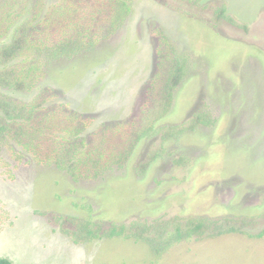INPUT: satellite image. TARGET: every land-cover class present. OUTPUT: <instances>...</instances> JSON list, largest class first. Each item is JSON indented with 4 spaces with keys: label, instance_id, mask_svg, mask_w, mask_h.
I'll return each instance as SVG.
<instances>
[{
    "label": "rangeland",
    "instance_id": "374dc122",
    "mask_svg": "<svg viewBox=\"0 0 264 264\" xmlns=\"http://www.w3.org/2000/svg\"><path fill=\"white\" fill-rule=\"evenodd\" d=\"M15 1L0 257L264 264V0Z\"/></svg>",
    "mask_w": 264,
    "mask_h": 264
},
{
    "label": "trees",
    "instance_id": "16d2710c",
    "mask_svg": "<svg viewBox=\"0 0 264 264\" xmlns=\"http://www.w3.org/2000/svg\"><path fill=\"white\" fill-rule=\"evenodd\" d=\"M8 4L11 5V6H15L17 4V2L15 0H12V1L11 0H8ZM122 5H125L126 6L127 5L126 1H123V4ZM126 7H129V6H126ZM34 19H36V17ZM2 47H4V46H2ZM13 49H15V52L16 53L20 54L19 52H17V49L16 48H13ZM5 53H12V51H11V49H8V50L5 51ZM1 61L2 60L0 59V62ZM30 63L31 62H28V64L25 65L26 68H23V67L21 68L20 67L19 68V71L20 72H26L28 69L34 71L35 72V77L31 81V83L33 85L35 83V81L37 80V78H39V74L42 75L43 70L42 69H39L40 66H36L37 64L35 66H33V65H30ZM24 81H27V80H25V78H23V77H19L18 79L15 78L14 83H15V85H18L20 87H23L22 86V83H24ZM2 82H4V80L3 81L1 80L0 83H2ZM27 82L29 83V81H27ZM28 88H30V85H28ZM36 106H37V104H34V105L31 104V106H28L29 112L32 113L34 111L33 108L36 107ZM69 147L71 148V146H69ZM102 154H103V152H101V154H98L95 158H93V160H92L93 163H98V164L104 165V163L108 162V161L102 160V157L104 156ZM102 165H100V166H102ZM79 175H80V173H74L73 174L74 177H78ZM196 227H199V225L196 226ZM0 264H14V263L12 261H10L9 259H7V258L0 257Z\"/></svg>",
    "mask_w": 264,
    "mask_h": 264
}]
</instances>
